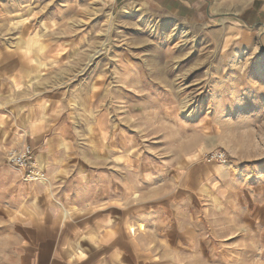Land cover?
I'll return each mask as SVG.
<instances>
[{
	"label": "rangeland",
	"instance_id": "obj_1",
	"mask_svg": "<svg viewBox=\"0 0 264 264\" xmlns=\"http://www.w3.org/2000/svg\"><path fill=\"white\" fill-rule=\"evenodd\" d=\"M213 6L0 0V264L109 228L140 264H264V0Z\"/></svg>",
	"mask_w": 264,
	"mask_h": 264
},
{
	"label": "crops",
	"instance_id": "obj_2",
	"mask_svg": "<svg viewBox=\"0 0 264 264\" xmlns=\"http://www.w3.org/2000/svg\"><path fill=\"white\" fill-rule=\"evenodd\" d=\"M115 1V0H114ZM149 3L157 5L161 9L171 13L174 16L184 18L186 21L194 22L203 18L210 19L212 13L216 10L213 8V0H145ZM108 229V228H107ZM101 236L99 234L98 240H91L94 243L90 244L86 251L80 252L78 248L80 246L70 240L68 236L62 235L57 242L55 249L51 248L47 260H44V252L49 249L44 248V244H41L39 240H31L26 237L23 244H20V249H23L26 259V264L28 257L34 260V264H140L139 261H134L130 254H125L124 252L132 253L133 246L127 250H123L119 246L120 240L117 237V232H121L117 229H108ZM79 246V247H78ZM139 248V247H138ZM81 249V248H80ZM47 250V251H46ZM138 250V249H136ZM141 251H147L142 249ZM22 263V260L20 261Z\"/></svg>",
	"mask_w": 264,
	"mask_h": 264
},
{
	"label": "built area",
	"instance_id": "obj_3",
	"mask_svg": "<svg viewBox=\"0 0 264 264\" xmlns=\"http://www.w3.org/2000/svg\"><path fill=\"white\" fill-rule=\"evenodd\" d=\"M204 158L211 161H218L223 164H228V161L223 154L205 155ZM9 164L16 167L21 173L26 182H41L44 174L35 166L33 152L30 147H24L22 150H15L9 153Z\"/></svg>",
	"mask_w": 264,
	"mask_h": 264
},
{
	"label": "bare ground",
	"instance_id": "obj_4",
	"mask_svg": "<svg viewBox=\"0 0 264 264\" xmlns=\"http://www.w3.org/2000/svg\"><path fill=\"white\" fill-rule=\"evenodd\" d=\"M37 158H38V156H37ZM39 162H40V164H42V162H43V156H40L39 157ZM44 181H45V179H43L41 182H38V183H43Z\"/></svg>",
	"mask_w": 264,
	"mask_h": 264
}]
</instances>
